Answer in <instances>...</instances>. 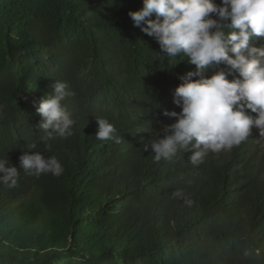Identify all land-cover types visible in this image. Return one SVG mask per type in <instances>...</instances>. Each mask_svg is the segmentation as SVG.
Instances as JSON below:
<instances>
[{
  "label": "trees",
  "instance_id": "trees-1",
  "mask_svg": "<svg viewBox=\"0 0 264 264\" xmlns=\"http://www.w3.org/2000/svg\"><path fill=\"white\" fill-rule=\"evenodd\" d=\"M142 6L0 0V159L18 166L37 142L33 151L63 167L58 177L19 168L14 187L0 183V264H264V155L251 133L199 165L191 151L160 162L150 147L143 152L151 138L143 130L176 122L162 113L181 111L174 89L195 65L161 57L128 15ZM56 81L75 93L62 101L75 124L48 149L33 101ZM95 118L108 120L120 142L96 139ZM176 189L183 199L173 198Z\"/></svg>",
  "mask_w": 264,
  "mask_h": 264
},
{
  "label": "clouds",
  "instance_id": "clouds-1",
  "mask_svg": "<svg viewBox=\"0 0 264 264\" xmlns=\"http://www.w3.org/2000/svg\"><path fill=\"white\" fill-rule=\"evenodd\" d=\"M128 15L134 26L156 39L164 60L180 56V60L186 57L195 65V71L178 76L181 83L174 89L173 103L181 111L163 110V115L175 117L176 122L159 132L150 125L143 130L151 136L143 143V152L150 147L154 160L160 162L171 160L178 150L191 151L189 161L199 165L209 152L230 150L246 141L253 127L264 134V43L250 45L254 37L264 41V0H221L220 4L213 0H143V6ZM152 16L155 18H149ZM221 63L229 67L227 74L220 69ZM232 70L238 77L229 80L226 76ZM51 88V94L33 101L41 117L35 127L44 133L38 142L48 149L49 141L71 136L75 124L72 114L62 106V101L75 93L66 82H53ZM95 119L96 139L120 142L108 120ZM37 147V142L27 146L19 156V167L8 157L0 159V183L14 187L19 168L36 177L45 173L60 176L63 167L57 157L33 151ZM172 196L183 199L185 193L176 189Z\"/></svg>",
  "mask_w": 264,
  "mask_h": 264
},
{
  "label": "rangeland",
  "instance_id": "rangeland-1",
  "mask_svg": "<svg viewBox=\"0 0 264 264\" xmlns=\"http://www.w3.org/2000/svg\"><path fill=\"white\" fill-rule=\"evenodd\" d=\"M251 136L253 139V145L259 148V151L264 155V134H260L258 129L251 131Z\"/></svg>",
  "mask_w": 264,
  "mask_h": 264
}]
</instances>
